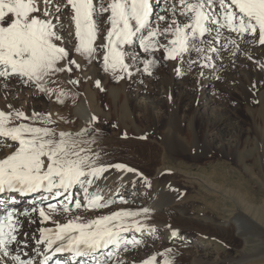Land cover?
Instances as JSON below:
<instances>
[{
  "label": "snow or ice",
  "instance_id": "snow-or-ice-1",
  "mask_svg": "<svg viewBox=\"0 0 264 264\" xmlns=\"http://www.w3.org/2000/svg\"><path fill=\"white\" fill-rule=\"evenodd\" d=\"M43 2L46 7L41 11L40 0H0V86L7 88L8 80L18 78L25 85L31 84L40 92L52 94L55 89L48 85L53 75L70 72L71 65L80 67L76 60L68 59L69 51L57 43L63 41L64 26L59 15L47 7L52 0ZM163 2L66 0L55 12L70 8L78 40L73 51L89 63L102 59L105 71L114 75L121 73L116 75L117 80L125 75L131 77L132 66L141 59L137 48L147 54L164 49L166 59L181 61L184 54L195 52L206 62L202 66L214 67L209 53L217 54L228 45L233 48L232 55L240 51L237 40L225 36V31L235 33L241 43L264 45V0H174L162 9L170 17L154 13V6ZM104 14L109 27L104 42L96 45L100 32L98 22ZM178 17H185L187 22L182 23ZM165 20L168 23L161 28L160 22ZM246 36L251 39L245 40ZM213 41L225 43L217 48ZM98 48L103 50L102 57L97 56ZM127 57L131 58V64L126 62ZM156 63L154 58L143 60L142 71L151 74ZM196 63L190 60V66ZM96 83L99 86L100 82ZM66 95L61 90L57 100L63 103L62 97ZM8 107L11 109V105ZM97 119L93 116L90 123ZM17 120L22 122L15 123ZM54 123L51 113L33 112L29 117L19 109L8 112L0 109V150L14 148L0 158V194H7L0 197V264H51L57 254L65 253L68 257L56 258L55 264H109L121 245L135 246L142 242L135 238L129 240L124 234L148 228L136 217L147 214L149 209L118 210L88 219L73 215V211L102 209L114 202L104 199L97 184L110 168L136 170L124 164L101 163L100 154L86 146L95 143V139L90 142L83 139L88 128L76 133L58 132L50 126ZM76 189L82 193L84 204L75 198L80 194ZM13 194L39 195L34 196L30 208L17 210L10 206L17 202ZM51 199H58V203L45 204ZM32 214H37L44 223L52 221L53 227L39 229V238L34 239L29 255L27 240L21 241L18 236L24 223L21 217ZM55 215L65 217V222L53 221ZM172 235L177 232L173 231ZM110 246L113 250L105 252ZM156 259L152 256L142 264H155ZM164 264L172 262L165 260Z\"/></svg>",
  "mask_w": 264,
  "mask_h": 264
},
{
  "label": "rangeland",
  "instance_id": "rangeland-1",
  "mask_svg": "<svg viewBox=\"0 0 264 264\" xmlns=\"http://www.w3.org/2000/svg\"><path fill=\"white\" fill-rule=\"evenodd\" d=\"M59 1L52 0L47 5L54 15H56V7L60 5ZM173 2L174 0H164L157 9L159 8L161 14L170 17L171 14L162 11V9L169 7ZM45 7L43 0H40L41 11ZM105 18H107V14H104L98 22L100 32L95 42L96 45H99L100 38L105 36L109 27V25L105 26ZM178 19L182 23L187 22L185 17H178ZM167 23L168 20L161 21L160 27H165ZM224 35L237 40L240 51L232 55L233 48L228 45L227 48L217 54L209 53L212 56L211 62L214 67L202 66L206 62L201 60L195 52L184 54V59L181 61L180 59H166L164 49L147 54L137 48L136 50L139 52L141 59L132 66L131 77L125 75L120 80L116 79V75L121 73L117 72L114 75L111 71L104 70L102 59H95L89 63L83 55L78 53V58H83L86 66L94 65L96 67L99 79L102 81L101 83H104L101 88H97L99 90L98 95L101 98V111L99 113L97 111V113L102 119L100 118L101 121L98 119V121H95L96 123L86 126H83L78 121L71 120L70 115L63 116L62 121L65 125L72 126V128L68 127V132L76 133L88 128V132L83 139L89 142L93 138L95 139V143H88L86 146L90 147L92 151L100 152L101 163L109 160L117 161L126 157V159L136 161L147 175L153 176L156 165L152 167L148 163L161 162L164 150L160 146L161 144H168L160 140L162 134L166 132L172 133L170 129L178 123L179 126L181 125L180 127L178 126L180 128H178L180 137L184 138L183 140L185 141H191V143L186 141L184 147L180 150L178 163L174 162V167L167 164L170 161L167 162L165 160L166 165L170 168L172 167L171 172L169 171L166 175V180L168 183L175 181L180 186V189L183 190L181 199L173 209V211L180 212L184 220L180 227V237L173 236L166 230L161 231V233L157 232L152 237L151 235L144 236L141 240L143 250L141 249L138 252L141 258L147 256L149 251H154L159 256L158 258L163 257L165 260H171L173 264H264V261L262 262L261 260L259 262L257 258L264 256V244L258 246L257 248L259 249H256L254 244L256 239L251 237L249 243L245 246V243L236 234L231 238L229 232L226 234L222 232V229L227 228L229 230V225L225 227L224 223L230 212L234 209L236 210L235 202L229 199L226 200L225 197H218L217 200L212 197L213 202L221 206L220 211L212 208L214 206L206 207L204 191L198 185L200 178L202 180V178L206 177L202 173L203 170L207 169L206 171L210 173L212 172V167H218L220 171L222 169L227 171L228 177L233 180L230 184L231 188L235 187L240 192H243V195L249 201L253 202L256 199L255 203L257 206L264 204V67H262L264 65V45L241 43L235 33L225 31ZM249 39L251 37H245V40ZM160 40L161 43L165 42L163 37ZM222 43H225V41H213L214 46L217 48H220ZM75 44L78 45L77 38L67 41L65 39L60 44L69 51L68 59L76 60L73 51L76 47ZM103 54V50L98 48L97 56L102 57ZM153 58L157 63L152 66L151 74L144 73L142 71L143 60ZM190 60H195L197 63L190 66ZM64 62H61V64ZM126 62L131 64V58L127 57ZM70 67L71 76L74 80L79 73L75 65ZM137 68L140 71H137ZM177 69H179V72ZM57 76L58 73L53 75L51 82L60 85L65 83L64 78ZM90 82L94 83L93 80ZM7 83L19 85L21 80L12 78ZM75 85L78 91H81L84 89L85 82L80 80ZM25 86L21 89L25 93L32 96L46 97L44 93L37 91L33 85ZM121 95L123 98L127 95L129 100L135 99L140 102L141 99H147V101L155 99L154 111L160 113V118H157V120L145 118L141 106H138L135 111L136 123L140 126V130L144 131V137L138 138L131 135L132 133L126 135V131L124 132L120 128L118 119L114 118L117 115V111L124 110V102ZM114 97L121 100L119 109H114L111 104V100ZM132 101L130 100V102ZM170 101L179 102L180 106L177 109V116L172 109H169L171 106L169 104ZM130 104L132 105V103ZM35 109L40 114H46L45 111H48V106L46 104L44 106L39 101L35 104ZM104 115L111 117L105 119ZM117 116H120V112H118ZM122 120H124V117ZM53 121L55 123L50 126L58 130L59 121ZM20 122L22 121H15V123ZM135 138L136 140H134ZM188 147L193 148L191 150H194V153L189 151ZM204 151L209 153L207 154ZM129 152H134V156ZM107 157L110 159L108 160ZM179 168L182 171H179ZM175 171L182 172L183 175L176 174L174 173ZM189 176H192L193 179L189 178ZM156 179H158V182L152 181L155 187L151 183H149L150 185H145L144 183L136 184V188L131 193L128 201L123 199L119 203L117 202L114 207L117 210H125L129 207L142 208L144 203H149V200H151L153 189L155 190L161 184L160 177ZM75 192L77 193L76 190ZM126 192L127 189L120 190L118 194L116 193L117 198H125L123 194ZM231 196L234 197L237 203L239 202L234 194H231ZM75 198L81 201L82 196L78 195ZM179 206L181 211H179ZM105 212L107 211H103V209L84 210V212H80V216L95 218ZM248 216L254 218L252 214ZM186 227L191 228L190 230L195 234L187 241L184 240V234L187 231ZM231 232L234 233V229ZM21 237L24 238L25 236L21 235ZM260 239L263 242L264 236H261ZM169 249L171 251L166 252ZM243 254L247 255V259L244 258L245 256L243 257ZM258 254L260 255L258 256ZM126 257L123 253L113 255L109 264H112V261L115 263H120L119 261H121L123 263L126 261ZM248 258L250 260L253 259V261L248 262Z\"/></svg>",
  "mask_w": 264,
  "mask_h": 264
},
{
  "label": "bare ground",
  "instance_id": "bare-ground-1",
  "mask_svg": "<svg viewBox=\"0 0 264 264\" xmlns=\"http://www.w3.org/2000/svg\"><path fill=\"white\" fill-rule=\"evenodd\" d=\"M59 2H60V5H63L66 3V0H60ZM157 7L158 6H154V13H158L160 15H163L159 11V8L157 9ZM56 15H59L60 23L64 26L62 33H61V35L63 36V40L65 41V39H66V41H67V40L75 39L76 38L75 26H74V21L71 18L72 12L70 11V8H68V9L65 8L62 10L61 13H56ZM106 19L107 18H105L104 21H106ZM105 26H107L106 23H105ZM77 42H78V40H77ZM103 42H104V36L100 38L99 44H101ZM57 43L60 45V44H62V41L57 42ZM75 46H77V45L75 44ZM74 53H75V59H76V61L78 60L77 63H79V65H80V67L77 68L79 75L76 79L73 80V77L71 76L72 75L71 72L65 71V72L58 73L57 77L64 78L65 83L60 85V84H55L53 82H50L48 86L50 88L55 89V91L52 94H46L44 92H40V93H44L46 95V97L32 96V95L25 93V91L21 90L23 88V86H25V84L22 82L19 85L7 83V88L0 86V109L4 110L5 112L11 111L13 109H19V110L24 111L26 113V115L31 117L33 112L39 113L36 110L37 108L35 109V104L40 101L41 103L44 104V106H45V104L48 106V111L46 110L45 112L51 113V119L53 118V120L59 121V129L57 130L58 132L59 131H67V130H69L68 127L72 128L71 125H65V123L62 121L63 116L70 115L71 120L78 121V122H80V124H83V126L92 125V124L96 123L95 121H98V119L100 120L101 117H99L98 113H99V111H101V108H100V99L101 98L98 95L99 90L97 88H101L104 83H101L102 81L99 79V75L97 74L98 71H97L96 67L94 65H91L89 67L86 66L83 58H78L79 54L76 52H74ZM65 63L66 62H64L63 64H65ZM63 64H61V65H63ZM80 80H83L85 82V86H84L83 90L78 91V89L75 85L77 83H71L70 81H80ZM92 80L94 83L90 82ZM97 81L100 82L99 86H97V83H96ZM29 85L31 86V84H29ZM29 85H26L25 87H28ZM35 89H37V91H39V89L37 87H35ZM61 90H63L64 92L67 93L66 96L62 97L63 103H60L57 100V96L59 95V92ZM139 90H140V88H139ZM122 98H123V96H122ZM122 98H120V99H122ZM130 100H133V101L130 102ZM130 100H129V97L127 98V95L124 96V98H123L124 110L117 111V115H118V112H120L119 117L117 115H115V116L113 115V116L115 119H118V122L120 123L119 124L120 128H122L124 130V132L126 131L125 132L126 135H128L129 133H132L131 135H134L138 138L144 137L145 136L144 131H141L139 128L140 126L136 123L135 111L137 110L138 106H141L142 111H144L143 115H145V118H149V119L154 118L157 120V118H160V113H157L154 111L155 108L153 105L155 104V102H154L155 99L151 100V101H147V99H141V102L139 100H138L139 101L138 102L135 99H130ZM120 101L121 100H119L117 98L115 99V97L111 100V104L114 107V109L119 107ZM130 103H132V105ZM169 104L171 105L169 107V109H172L174 114L177 116V109L180 106L179 102L170 101ZM8 105H11V109L8 107ZM97 111H98V113H97ZM110 112H109V114L111 115ZM170 114H171V112H170ZM171 115H170V118H171ZM93 116L97 117L98 119L95 121H92L90 123ZM104 117H105V119H109L111 116L104 115ZM123 117H124V120H122ZM172 123H173V120H172ZM178 126H179L178 123H176V125L170 129V130H172V133L166 132L160 136L161 137L160 140L162 142H166L168 144L167 145L161 144V146H160L162 148V150H164L163 160H161V162L154 161L152 163H148V165L152 166V167H153V165H156V168L154 169V174L152 173L153 176L147 175L145 173V171L142 168H140V166L138 165V163L136 161L126 159V157L122 158V159L119 158L120 160H117V161H115V160L111 161V160H109L110 158L107 157L109 161L108 162L104 161L105 162L104 164H112V165L124 164L130 168L135 169L136 171L135 172H128L126 170L110 168L109 171L104 173L103 178L100 179L99 181H97L99 188L103 192L104 199L105 200L110 199L111 201H114L113 203H110L107 207L102 208L103 211H107V212L102 213L101 215L109 214L111 212L118 211L114 207V205L117 202L119 203L123 199L125 201H128V198L131 197V193L136 188V184L144 183L146 185V184L151 183L153 185L152 181L158 182V179H156V178L160 177V183L161 184L155 190L153 189L152 198H151V200H149V203H147V202L144 203L142 208H134V207L128 208L127 207L128 209H125V210L139 211L143 208H148L149 212L147 214L142 213L140 216L136 217V219L139 220L142 224L147 225L148 228L153 229L152 231H149L148 228H146L142 232L133 231V232L125 233L124 235L129 240H132L133 238H135V239L141 241L143 239V237L146 235H151V237H152L153 234H155L157 232L161 233V231L163 232L165 230L169 231L171 234L173 233V231H176L177 235H175V236L180 237V235H179V234H181L180 227H181L182 222L184 223V220H183V217L181 216L180 212L173 211V209L175 208V205L181 199V196L183 194V190L180 189V186H178L175 181L172 183H168V181L166 180L167 179L166 175H167V173H169V171L171 172V168H172V167L170 168L168 165H172L174 167L173 163L174 162L178 163L177 162L178 161V154H179L180 150H182V148L184 147V144L187 141V140L186 141L183 140L184 138H181L180 135L178 134L179 133L178 128L181 125L179 127ZM134 140H136V138ZM174 142H175V144H174ZM188 142L191 143L190 140H188L187 143ZM191 149H193V148L188 147V150L191 151L192 153H194V150H191ZM13 150H14V148H4L3 150H0V158H3L6 155L10 154ZM101 150H103V149H101ZM109 151H111V150H109ZM93 152H95V150H93ZM204 152H206L207 154L209 153L208 151H204ZM129 153H131L134 156V152H129ZM99 154H100V152H99ZM116 156H117V154H116ZM109 157H111V156H109ZM195 158H197V157H195ZM165 160L167 162L170 161V163H167L168 165H166ZM243 166H245V165H243ZM206 170L202 171V173L205 174L206 177L202 178V180L200 178V181L198 180L199 181L198 185L200 188L203 189V191H204L203 193L205 194L204 198H205L206 207L214 206L212 208L218 209L220 211L221 206H219L218 204H215L213 202L214 200L211 199L212 197H214L215 200H217L218 197L219 198L225 197L226 200L229 199L232 202H235L234 204L236 205V210L234 209V210H232V212H230L226 222L224 223L225 227L226 226L228 227V225H229V230L227 228L222 229V232L224 234L229 232L231 238L234 237L236 234L237 237H239L245 243V246L249 243V239L251 237L255 238L256 242L254 244L256 245V249H259L257 247L264 244V241L261 242V239H260L261 236H264V204L257 206L255 203L256 199H254L253 202L249 201V199L243 195L244 194L243 192H240L235 187L231 188L230 184L233 180L228 177L227 171H224L223 169H222V171H220V169L218 167H212V172H210V173ZM179 171H182V170L180 169ZM251 172H253V170H251ZM174 173H176V174L179 173V175L180 174L183 175L182 172H176L175 171ZM202 173H200V174L202 175ZM258 176H259V174H258ZM145 177L147 178V180H145ZM189 178L193 179L192 176L191 177L189 176ZM197 179H199V178H197ZM122 189H127V192L123 194V196L125 198L118 199L117 194ZM76 191H77V193H80L79 189H76ZM231 194L235 195V197L239 201L238 203L235 201L234 197L231 196ZM6 195H7L6 193L0 194V197L6 196ZM13 195H16L17 198L20 197V195H18V194H13ZM36 195H39V194H36ZM80 195L82 196L81 203L84 204L85 201L83 199L82 193H80L79 196ZM33 198L34 197L30 195V197L27 199V201L18 203L17 205L14 204V205H10V206L16 208L17 210L28 209V208H30V202L32 201ZM18 199H21V198H18ZM58 199H63V198L61 197ZM58 199H51V200L45 201V204L58 203ZM117 205H119V204H117ZM82 211L84 212V209L74 210L73 215H76V214L80 215V212H82ZM179 211H181L180 206H179ZM248 213L250 215L252 214V216L254 218L249 217ZM81 216L83 217V215H81ZM62 217L63 216L55 215V216H53V221H59V222L63 223V222H65V218L64 217L62 218ZM88 218H90V217H85V219H88ZM21 219L24 221V223H23L22 227L20 228V233H19L18 239L21 241H24L25 239L27 240L28 248L26 249V251L29 253V255H31L32 249L34 247V239H38L39 235H40L39 229L45 228V227H53V222L49 221L47 223H44V222H42V219L39 218V216L37 214H32L30 217H27V218L21 217ZM32 221H34V222H32ZM189 223H190V221H189ZM247 226H249V228H247ZM190 229H189V227H186L187 231H185L186 233L184 234L185 235L184 240H186V241L195 235L193 233V231ZM232 229H234V233L231 232ZM183 230H185V229H183ZM25 234H27V236H25ZM21 235L25 236V237L22 238ZM41 247L43 248V246H41ZM147 248H149V247H147ZM111 249H112V246H110V249L108 251H111ZM141 249L143 250L142 242L139 243L138 245H135V246H133L132 244H128L127 246L121 245L120 250L115 252L114 255H117L118 253H123L125 256H127L126 261H124L123 263L121 261H119L120 263H117V262L115 263L114 261H112L113 262L112 264H142L143 261L150 259L152 256L157 257L155 264H164L165 259L163 257L158 258L159 256L154 251H149V254L147 256L141 258V255H139V253H138ZM68 255L69 254H66V253L65 254H57L56 258H61V257L67 258ZM259 255L260 254H258V256ZM246 256L247 255L243 254V257L247 259ZM56 258L53 259L51 264H55ZM257 258L259 259V262H261V260H262V262L264 261L263 260L264 256H259ZM248 260H249L248 262L253 261V259L250 260L249 258H248ZM73 264H76V262H73Z\"/></svg>",
  "mask_w": 264,
  "mask_h": 264
}]
</instances>
